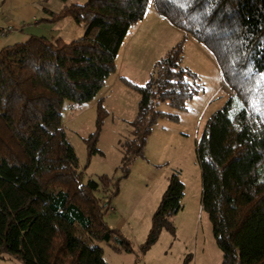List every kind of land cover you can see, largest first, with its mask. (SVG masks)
Segmentation results:
<instances>
[{"label":"trees","instance_id":"16d2710c","mask_svg":"<svg viewBox=\"0 0 264 264\" xmlns=\"http://www.w3.org/2000/svg\"><path fill=\"white\" fill-rule=\"evenodd\" d=\"M54 12L43 7V22L70 18L82 37L30 36L0 50V258L20 264H107L92 241L130 244L106 222L118 180L84 179L66 138L65 101L92 100L116 71L115 59L129 29L144 20L150 3L173 27L214 56L222 82L232 91L205 122L196 143L201 172V207L222 252L221 264H264V0H85ZM183 42L154 64L144 85L121 82L139 99L132 136L121 144V178L144 156L155 123L178 116L199 88L181 66ZM103 108L94 133L84 139L88 156L98 153ZM234 130L225 143L223 133ZM183 184L172 175L153 215L143 249L181 209Z\"/></svg>","mask_w":264,"mask_h":264},{"label":"rangeland","instance_id":"374dc122","mask_svg":"<svg viewBox=\"0 0 264 264\" xmlns=\"http://www.w3.org/2000/svg\"><path fill=\"white\" fill-rule=\"evenodd\" d=\"M84 2L68 0L67 3ZM40 4L55 12L64 5L62 0H41ZM145 19L148 28L141 30L147 34L141 38L145 42L136 47L135 43L138 45L141 40L134 37L133 25L118 50L116 71L106 79L100 92L82 104L65 101L61 111L67 141L78 158L84 179L97 180L99 176L106 175L115 182L118 180V193L110 198L111 211L105 219L111 229L118 230L127 239L131 250H117L118 244L113 238L109 242L92 241L91 244L102 249L107 264H221L222 252L215 243L211 223L201 207V172L196 158V143L208 117L223 106L227 94L233 93L222 82L212 53L192 37L183 38L184 33L162 18L153 2ZM67 20L71 22L70 26L58 23L55 30L44 23L32 25L30 36L61 37L66 42L82 37L83 26L70 18ZM3 31L6 33L8 29ZM182 40L181 66L193 74L189 81L199 88L198 93L186 102L184 111L159 104V111L177 115V121L163 117L155 123L147 138L144 156L136 158L127 177L121 178V144L132 136V122L137 115L139 99L135 92L124 86L121 78L144 85L154 70L153 63ZM99 105L103 111L96 142L98 153L89 157L84 139L96 129ZM233 136V129L225 131L224 142L230 143ZM175 174L184 187L181 209L166 218L172 230L163 227L156 241L144 250L153 215L171 176ZM12 262L20 264L15 259Z\"/></svg>","mask_w":264,"mask_h":264},{"label":"crops","instance_id":"0c3cea01","mask_svg":"<svg viewBox=\"0 0 264 264\" xmlns=\"http://www.w3.org/2000/svg\"><path fill=\"white\" fill-rule=\"evenodd\" d=\"M40 2L41 0H0V29L1 30L8 29V32H6L5 36L3 37L0 36V50L4 47L19 43L20 40H27L30 37L29 29L33 27L32 25H34L35 27L40 25L41 23H44L46 25H51V30L53 29L55 30L56 29L55 25H57L58 23H66V25L68 26L71 25V22L67 20L68 18L60 20L55 23L43 22L42 21V19L44 18V14L42 13L43 7L41 6ZM145 23H146V19L144 18L143 21L133 26L135 27L134 28L135 38L140 37L139 40H141V38L147 35L145 32L141 31L144 29L143 27H146ZM138 27L139 29H137ZM31 36H36V35H31ZM57 38H61V37H57ZM144 42L141 40L138 43V45L136 43L135 45L136 47L139 48ZM157 61H155L153 65ZM0 264H13V262L11 259L3 257L0 258Z\"/></svg>","mask_w":264,"mask_h":264},{"label":"built area","instance_id":"2783aa9c","mask_svg":"<svg viewBox=\"0 0 264 264\" xmlns=\"http://www.w3.org/2000/svg\"><path fill=\"white\" fill-rule=\"evenodd\" d=\"M5 35H6V33H5L3 30L0 29V36L3 37V36H5ZM110 211H111V209H109V212H110Z\"/></svg>","mask_w":264,"mask_h":264}]
</instances>
